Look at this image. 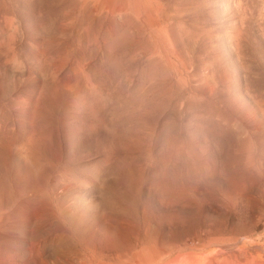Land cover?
<instances>
[{
  "label": "rangeland",
  "instance_id": "1",
  "mask_svg": "<svg viewBox=\"0 0 264 264\" xmlns=\"http://www.w3.org/2000/svg\"><path fill=\"white\" fill-rule=\"evenodd\" d=\"M0 264H264V0H0Z\"/></svg>",
  "mask_w": 264,
  "mask_h": 264
},
{
  "label": "bare ground",
  "instance_id": "2",
  "mask_svg": "<svg viewBox=\"0 0 264 264\" xmlns=\"http://www.w3.org/2000/svg\"><path fill=\"white\" fill-rule=\"evenodd\" d=\"M183 258V257H182Z\"/></svg>",
  "mask_w": 264,
  "mask_h": 264
}]
</instances>
